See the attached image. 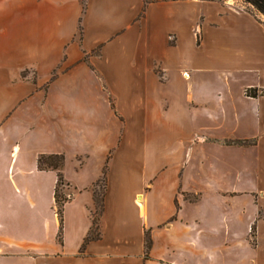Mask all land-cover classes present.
Wrapping results in <instances>:
<instances>
[{
  "label": "crops",
  "instance_id": "crops-1",
  "mask_svg": "<svg viewBox=\"0 0 264 264\" xmlns=\"http://www.w3.org/2000/svg\"><path fill=\"white\" fill-rule=\"evenodd\" d=\"M248 88L264 17L237 1L0 0V264H264ZM52 153L72 188L61 240Z\"/></svg>",
  "mask_w": 264,
  "mask_h": 264
},
{
  "label": "trees",
  "instance_id": "trees-1",
  "mask_svg": "<svg viewBox=\"0 0 264 264\" xmlns=\"http://www.w3.org/2000/svg\"><path fill=\"white\" fill-rule=\"evenodd\" d=\"M159 0H144L145 4H149L151 2H155ZM247 5L251 6L249 8L253 13L261 12L264 14V0H242ZM264 93L263 89L257 88H248L246 89V94L250 96H258L259 94ZM228 143L238 144V145H249L254 144V140H245V139H234L226 141ZM65 157L60 153H52V154H41L37 159V165L40 169H53L57 171V182L54 191V198L57 207V213L60 218V228L58 231V239L61 240L62 229H63V206L65 202L72 195L71 192L65 193L63 187H70V183L65 179L63 174ZM102 184V186H101ZM107 189V165L104 167L102 175L100 178L94 183L92 186V190L94 192L95 198V210L92 212V228L89 234L85 237L83 245L89 242L92 239H95L99 236V221L101 214L104 209V199ZM263 215V213L261 214ZM147 248L150 246V238L146 239Z\"/></svg>",
  "mask_w": 264,
  "mask_h": 264
},
{
  "label": "rangeland",
  "instance_id": "rangeland-1",
  "mask_svg": "<svg viewBox=\"0 0 264 264\" xmlns=\"http://www.w3.org/2000/svg\"><path fill=\"white\" fill-rule=\"evenodd\" d=\"M227 1H237V2H239V3H242V5H245L246 7H249V8L252 9L251 6L247 5V4L244 3L242 0H227ZM258 14H260L261 16L264 17V14H262L261 12H258ZM101 186H102V184H101ZM63 188H64L65 193L72 192V188H71V187H66V186H65V187H63Z\"/></svg>",
  "mask_w": 264,
  "mask_h": 264
}]
</instances>
